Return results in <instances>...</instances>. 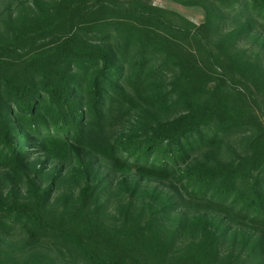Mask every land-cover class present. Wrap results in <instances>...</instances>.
Listing matches in <instances>:
<instances>
[{
    "label": "trees",
    "instance_id": "obj_1",
    "mask_svg": "<svg viewBox=\"0 0 264 264\" xmlns=\"http://www.w3.org/2000/svg\"><path fill=\"white\" fill-rule=\"evenodd\" d=\"M172 1L0 0V264H264V0Z\"/></svg>",
    "mask_w": 264,
    "mask_h": 264
},
{
    "label": "rangeland",
    "instance_id": "obj_2",
    "mask_svg": "<svg viewBox=\"0 0 264 264\" xmlns=\"http://www.w3.org/2000/svg\"><path fill=\"white\" fill-rule=\"evenodd\" d=\"M153 3L158 6V7H162L171 11H175L179 14H181L182 16L186 17L187 19L193 21L196 24H201L204 21V10L202 8L199 7H186L183 5H180L178 3L173 2L172 0H152ZM4 8L1 7L0 12L2 11V9ZM85 160L87 161H95L97 159V157L94 154H91L90 156H84L83 157ZM46 158L42 157L39 158L38 160H36L35 162H43L45 161ZM72 167H74V163H68V164H64L61 162H54V161H48L46 163V167H45V172L44 175L48 176L46 178H39V181L43 184L44 187L50 185L52 183V179H49L51 172L52 171H61L60 172V180L58 181L57 185H56V189L58 194L60 195H66V196H72L76 194V189L75 187L78 188V186L70 184L69 183V178H68V174L70 169H72ZM96 170L103 176L110 174L111 179L115 180L114 182H118V181H122L123 179H125L123 176H113V174H111L109 172L108 167L103 163V162H99L95 165ZM129 179L132 180H140L137 176H130ZM141 181V185L142 186H147L150 185L151 187H154L156 185H158V182L155 181H146V180H140ZM12 187L15 188V191L19 192L18 194L21 197H25V191H26V185L25 184H14L10 181H8V183H6L3 187L0 188V191L3 192L4 194H7L10 192V190L12 189ZM55 193V194H56ZM1 238L6 240L8 242V244L10 242L16 243L18 244L19 242H21L23 239L13 236V235H5V234H0Z\"/></svg>",
    "mask_w": 264,
    "mask_h": 264
}]
</instances>
